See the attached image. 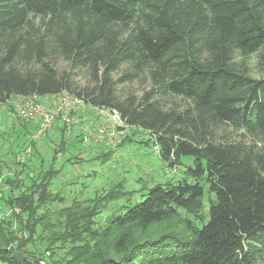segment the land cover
I'll return each instance as SVG.
<instances>
[{
  "label": "trees",
  "instance_id": "1",
  "mask_svg": "<svg viewBox=\"0 0 264 264\" xmlns=\"http://www.w3.org/2000/svg\"><path fill=\"white\" fill-rule=\"evenodd\" d=\"M253 55L259 78L246 60ZM60 59L88 70L95 87L60 72ZM136 82L141 95L123 88ZM62 93L117 110L171 164L192 157L196 183L155 186L99 225L106 198L69 203L53 189L68 145L58 123L47 170L3 181L0 264H264V0H0V104ZM227 127L244 140L222 136ZM205 185L216 201L202 228L149 237L180 210L200 208Z\"/></svg>",
  "mask_w": 264,
  "mask_h": 264
},
{
  "label": "rangeland",
  "instance_id": "2",
  "mask_svg": "<svg viewBox=\"0 0 264 264\" xmlns=\"http://www.w3.org/2000/svg\"><path fill=\"white\" fill-rule=\"evenodd\" d=\"M246 60L253 76L259 78L261 73L257 56L253 55ZM55 63L60 72L74 74L81 88L95 87L96 82L91 78L88 70H76L74 63L63 59ZM127 68V66L122 67L121 71L115 74V78H118ZM147 81L148 78H146V83ZM149 85L148 82L145 88H149ZM123 88L134 90L141 95L143 87L136 82L133 85H125ZM47 98L55 100L56 96L44 99ZM171 101L178 107H183L187 103L182 98L176 97H172ZM18 106L19 100L15 97L0 104V189H3V181L6 178L18 176L21 171L23 172L22 177L28 180L29 174L36 177L47 170L48 165L53 161L54 148H58L61 140L60 135L53 129L35 142L36 149L32 147V157L26 160L27 168L16 165L17 161H22L27 149L31 147L30 136L35 131L34 123H36L20 119ZM72 117L77 123L71 129H67V150L61 152L56 161V170L62 169V173L54 180L53 189L62 191L68 197L69 203L73 202L74 197L87 202L96 196L101 199L106 198V201L100 205L103 214L95 220L99 225H106L107 219H110L116 212L122 211L123 208L127 211L136 204H140L144 199L143 196L155 186L196 183L189 172V169L194 167L192 157L183 156L181 163L171 164L162 159L158 147L155 146L154 138L149 133L133 129L128 125H124L123 135L117 136L113 142H97L96 140L81 142L79 140L80 143L76 145L74 140L77 135L82 132L83 136L90 134L95 126L106 123V119L101 118L97 112L86 106L74 110ZM24 124H28L27 128ZM220 134L235 141L244 140L243 132L235 131L233 128H222ZM245 141L252 142L251 138L248 140L245 138ZM263 143L258 141L259 146ZM107 152H109L108 155H106ZM73 157H78L79 163L73 164L68 161ZM215 201V195L205 185V197L200 208L189 211L180 210L176 219L152 228L149 237L159 238L172 233L184 238L190 237L192 226L202 228L209 221L210 208ZM0 213L4 214L2 210ZM188 224L191 227L187 229ZM168 241V248L173 247V240Z\"/></svg>",
  "mask_w": 264,
  "mask_h": 264
},
{
  "label": "built area",
  "instance_id": "3",
  "mask_svg": "<svg viewBox=\"0 0 264 264\" xmlns=\"http://www.w3.org/2000/svg\"><path fill=\"white\" fill-rule=\"evenodd\" d=\"M18 100L19 118L28 121H37L38 123L36 131L30 136L31 142L42 139L58 123L66 126L67 129H71L77 123L72 117L74 110L80 107H87L83 99L69 93L58 95L50 105L42 102L41 98L36 95L21 97ZM91 109L97 112L101 118H105L106 123L95 126L90 134L85 135L83 139L85 142L96 140L97 142L108 141L110 143L117 136L123 135L122 128L127 124L123 121L117 110L106 107H92ZM31 155L32 147H29L22 161H26Z\"/></svg>",
  "mask_w": 264,
  "mask_h": 264
},
{
  "label": "crops",
  "instance_id": "4",
  "mask_svg": "<svg viewBox=\"0 0 264 264\" xmlns=\"http://www.w3.org/2000/svg\"><path fill=\"white\" fill-rule=\"evenodd\" d=\"M44 99V98H43ZM41 99V101H44V102H46L48 105H50V104H52L53 103V99H50V98H47V99ZM34 122H36L37 123V121H34ZM36 123H34V124H36Z\"/></svg>",
  "mask_w": 264,
  "mask_h": 264
}]
</instances>
